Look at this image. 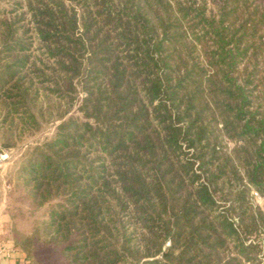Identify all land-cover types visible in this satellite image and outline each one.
<instances>
[{
  "label": "trees",
  "instance_id": "trees-1",
  "mask_svg": "<svg viewBox=\"0 0 264 264\" xmlns=\"http://www.w3.org/2000/svg\"><path fill=\"white\" fill-rule=\"evenodd\" d=\"M49 94L66 115L11 190L29 254L262 263L264 0H0L5 146Z\"/></svg>",
  "mask_w": 264,
  "mask_h": 264
},
{
  "label": "rangeland",
  "instance_id": "rangeland-1",
  "mask_svg": "<svg viewBox=\"0 0 264 264\" xmlns=\"http://www.w3.org/2000/svg\"><path fill=\"white\" fill-rule=\"evenodd\" d=\"M30 108L39 123L38 128L26 131L10 146L3 144V134L0 130V146L11 151L9 158L0 165V224L4 231L1 244H4L8 250L20 251L23 254V260H26L28 264H65L58 248L35 244L33 253L29 254L21 245L23 237L31 229L35 215L28 211L25 215L22 212L25 208L24 203H16L13 199L20 194L18 189L11 193L12 185L17 182L16 161L28 145L41 142L49 136L59 119L66 115V106L51 94L42 96ZM74 109L75 106L69 108L67 114ZM259 200L257 196V201ZM261 264H264V255Z\"/></svg>",
  "mask_w": 264,
  "mask_h": 264
},
{
  "label": "crops",
  "instance_id": "crops-1",
  "mask_svg": "<svg viewBox=\"0 0 264 264\" xmlns=\"http://www.w3.org/2000/svg\"><path fill=\"white\" fill-rule=\"evenodd\" d=\"M3 229L0 224V244L3 243ZM0 246H4V250L0 252V264H19L20 261L23 260V254L18 250H8L4 244Z\"/></svg>",
  "mask_w": 264,
  "mask_h": 264
},
{
  "label": "built area",
  "instance_id": "built-area-1",
  "mask_svg": "<svg viewBox=\"0 0 264 264\" xmlns=\"http://www.w3.org/2000/svg\"><path fill=\"white\" fill-rule=\"evenodd\" d=\"M11 151L0 146V165L9 158ZM4 250V246H0V252ZM19 264H28L26 260H22Z\"/></svg>",
  "mask_w": 264,
  "mask_h": 264
}]
</instances>
